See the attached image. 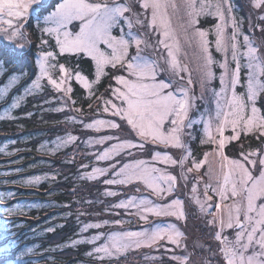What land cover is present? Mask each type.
Wrapping results in <instances>:
<instances>
[{
    "label": "snow or ice",
    "instance_id": "snow-or-ice-1",
    "mask_svg": "<svg viewBox=\"0 0 264 264\" xmlns=\"http://www.w3.org/2000/svg\"><path fill=\"white\" fill-rule=\"evenodd\" d=\"M251 2L255 8H264V0H251ZM138 3L144 10L143 15L146 18L150 10L151 16L146 21V27L150 31L159 33L158 43L167 51V56L161 54L159 59L164 61L166 68L160 67L157 61L149 60L143 55L141 45L144 44L145 47L152 45L144 41L141 35L131 31L133 19L125 14L132 13L136 17V24L144 25L145 22L139 19L141 13H134L132 5L124 0H61L54 11L44 15L42 19V12L50 7L46 0H0V33H3L0 39L13 42L18 38L26 40L27 33L24 29L31 16L37 21V28L42 36L55 38L61 54L84 53L95 62V81L90 82L79 71L75 72V79L85 89H90L92 83L99 82L106 65H111L114 69L119 67L126 72L127 76L113 77L116 84L121 86L111 89L112 95L120 101L119 104L113 103L111 99L104 100L102 96L97 99L103 101L105 112H110L112 116H117L121 121L126 122L139 138L140 143H134L131 138L120 140L96 154V160H111L114 156H120L126 149L144 150L145 144L149 143L164 148L181 149L187 155H182L179 161L160 151L154 152L152 160L171 165L178 163L182 170L181 178L185 181L188 177L183 169L185 161L191 158V153L183 138L191 135L186 130L192 129L196 123L195 119L190 118V112L197 108V99H205L207 86L215 78L213 67L218 64L222 70L219 75L220 88L219 91L211 89L215 98L214 115L211 112L201 113L204 137L200 142L211 145L212 149L210 152H205L198 162L192 160V167L187 168V172L191 173L193 170L199 172L208 163L209 156L215 159L217 167L215 170L209 167L208 172L196 178L199 183L203 180V175H207L209 182L203 185V199L197 194V185L193 184L192 199L199 205L200 211L206 218L211 217L206 219V223L215 229L214 239L219 242L217 250L213 252L217 264H264V154H258L255 150L246 154L242 151L240 155L243 159L229 158L225 154L226 141H235L242 133L245 136L255 133L258 138H264V111H262L264 110V56L259 54L258 48L247 35L243 36L245 50L241 51L240 22L233 16L230 0H183L188 17L184 40L188 46L195 43L198 50L196 71L199 74L201 93L197 97L192 90L194 81L191 70L188 64L178 59L182 49L175 39L168 14L169 8L173 12L177 11L175 0H138ZM209 15L214 16L218 21L213 30L214 41L208 39L209 31L196 27L198 17ZM260 19L264 20V16ZM124 25L128 28L127 32L122 30L120 35H113L114 28H122ZM229 27L230 35L226 32ZM260 30L264 33V28ZM40 43L44 45L48 41L41 39ZM213 43L216 52L224 55L222 62L213 58L210 51ZM101 45L104 47L102 48ZM133 45L136 48L134 54L130 53ZM17 47L23 49L24 45L19 44ZM242 57L246 61L243 65ZM54 59L55 55L52 51L39 53L36 60L39 75L25 91L31 94L33 89H42L41 80L46 78L48 85H51L54 91L63 93L64 97L71 100L70 93L73 89L68 85V81L72 78L73 72L60 64V76L58 79L53 78L51 72L56 65L49 61ZM231 63H234V68L230 67ZM242 67L247 69L243 84H241ZM158 71H168L173 79L168 82L158 81ZM16 79L15 76L10 77L9 84L4 87V93L16 82ZM238 85L244 87L243 93L237 91ZM19 99L14 100L11 108L19 106ZM72 103L74 104L75 101ZM55 110L63 111V107ZM76 111L79 112L80 109ZM3 118L5 117H0ZM7 118L12 117L7 116ZM84 127L99 132L104 127L117 129L121 125L112 120L97 119L85 124ZM228 127H231L233 134L225 137L224 132ZM76 139L77 137L69 134L65 139L57 142V148L67 146ZM112 139L113 136H101L95 140L90 138L87 143L104 144L105 141ZM128 155L132 153L129 151ZM115 167V164L110 165L114 170L113 175L120 178L104 179V184L127 185L139 181L162 202L156 203L147 197L132 196L112 207L124 208L126 211L135 208V214L145 223H149V215L157 218L175 217L177 220L185 218L181 199L163 202L165 196L170 197L175 192L176 176L147 165L144 160L124 163L119 171H115ZM107 172L106 168L94 167L86 177L89 180H98ZM213 177L214 184L211 182ZM39 181L40 177H35L25 181V184L32 185ZM137 191L140 189L137 188ZM116 194L106 193L109 196ZM122 223L121 220L115 221L117 225ZM100 227L102 225L99 223L84 224L81 232ZM182 236L183 233L175 224L156 223L141 231L111 232L107 235L105 243L95 246L87 255L95 256L103 264L105 258L111 260L113 256L118 257L133 247H161L159 242L165 239L179 247ZM100 238V234H97L92 238L75 240L71 243L73 246L79 243L95 244ZM31 252V248L18 249L14 240L7 244L0 243V264H28L24 257ZM172 259L177 260L178 264H187L189 258L173 256Z\"/></svg>",
    "mask_w": 264,
    "mask_h": 264
},
{
    "label": "rangeland",
    "instance_id": "rangeland-1",
    "mask_svg": "<svg viewBox=\"0 0 264 264\" xmlns=\"http://www.w3.org/2000/svg\"><path fill=\"white\" fill-rule=\"evenodd\" d=\"M237 1L230 0V3L233 9L234 18L238 22H240V30L242 33L239 37L241 51L243 52L245 50L243 47V36L247 35L253 41L254 46L258 48L259 54L264 56V33H262L260 30L261 28H264V20L260 19L261 16H264V8L258 9L253 7L251 0ZM46 2L50 5V7H47L46 10L42 12L41 19L44 15H47L49 12L54 11L57 3L61 2V0H46ZM124 2L130 3L132 5L134 13H141L139 19L145 22L144 25L136 24V17L133 16L132 13L125 14L126 16H131V18L133 19V28L131 29V31L133 33H136L137 35H141V38L144 41H147L149 45H152L149 47H145L144 44L141 45L143 49V55L149 60L157 61L160 67L166 68L167 65L164 63V61L159 59V56L161 54H163L165 57L167 56V51L158 43V39L160 38L159 33L150 31L146 27V21L147 19H150L151 16L150 10L146 18L145 15H143L144 10L139 7L138 0H124ZM175 3L178 6L177 11L173 12V10L169 8L168 14L170 17L172 29L174 30L175 39L179 42L182 49L178 55V59L182 63L188 64L191 70L192 79L194 81L192 85L193 94L199 97L201 88L199 83V74L196 71L198 63V50L195 43H193L191 46H188V44L185 43V26L188 17L183 5V0H175ZM217 22L218 21L214 16H201L198 17V23L196 27L202 30L209 31L208 39L214 41L215 36L213 34V30ZM74 23L78 24V22ZM250 25L252 27H250ZM69 27L71 28V26ZM76 30H78V28ZM122 30L124 32H127V26L124 25L122 28H114L113 35H120ZM24 31L27 33L26 40H21L18 38L13 42L0 39V50H3L7 52L9 56L14 57V64L17 65L19 69H22V71L20 72L13 71V73L8 74L5 81L0 85V103L9 96L14 88H16L27 78V83L25 82V85H23L17 92H15L11 96L9 103L0 109V117H5L3 119H0V122L10 120L9 118H7V116H11V119L15 118V111L23 106L28 99H32L36 96H44L43 103L39 106V110L44 113H40V115L46 116L48 118L47 122L49 123V126L46 128V130L47 132H49V134L43 137L40 143L37 145V151L42 154H47L50 157L57 156L60 153L64 154V156L61 158L62 161L64 160L63 166L59 168L57 167L54 172L37 173L26 176L24 177V179L20 178V183L26 185L25 181L35 177H40L39 183L26 185L39 187L41 184H53L56 180L62 178L63 180H69L68 183L74 187L70 190V193L73 192V197L75 198L74 205L70 207H67L68 205L64 204L58 205L55 202L25 200L16 202L12 205L0 207V212L4 213L7 217H15L19 219L31 214L38 215V213L48 207L63 206V208H61V212L54 214L49 219H47V221H45L44 224L47 223L46 227L30 233V236L26 239L43 237L47 233H50L57 228H62L64 225L70 223V220H73V222H71L72 227L70 228H73L74 232L70 235L72 230L71 229L69 232H67V234H65L68 238L66 239V236H64V239H66L64 243L58 244V246L56 247H45L44 250H40L41 244L39 243L28 244L22 247V249L31 248L32 252L27 253L25 257L31 255L38 256L42 252L47 253L55 249L63 251L67 248H71L79 249L84 258L83 261H76L74 264H101V262L96 259L95 256H89L87 255V253L92 252L95 246H99L105 243L107 235L111 232H135L147 229L151 224L172 223L176 225L180 232L183 233V236L181 237V246L178 247L175 244L169 243L165 239L159 242L162 245L161 247H133L128 249L125 253L119 255L118 257L113 256L111 260L105 258L103 264H178L177 260L172 259L173 256H187L189 258L187 264H206V261L208 262V264H217L216 258L213 257V252L217 250L219 242L214 239L215 229H213L206 223V219H210L211 217H205L204 213L200 211L199 205H197L192 199L191 194L192 185L196 184L198 189L197 194L201 199H203V185L204 183L209 182V177L207 175H203V180L199 183L197 182L196 178L200 177L203 173L208 172L209 167L215 170L217 164L215 159L212 156H209L208 163L205 164L199 172L193 170L191 173H188L187 168L192 167V160H196L198 162L203 158V154L205 152H210L212 149L211 145L201 144L200 142L201 138L204 137L201 113L207 114L211 112L214 115L215 104L213 101L215 98L212 96L211 89L219 91L220 88L219 75L222 70L219 68L218 64L213 67L215 78L207 86L208 91L205 92V99H197V108L190 112V118L195 119L196 123L192 129L186 130L187 132L191 133V135L185 136L183 138L191 153V158L185 161V166L183 169L185 175H187L188 177V180L185 181L181 178L180 174L182 170L178 163L176 165H171L152 160V155L154 154V152L160 151L162 154L167 153L168 155L172 156L173 159L179 161L182 155H187V153L181 149L171 147L164 148L163 146L153 145L149 143L145 144L144 150H140L138 148L126 149L121 153L120 156H114L111 160H96V154L103 152L105 148L110 147L112 144L118 143L120 140L131 138L134 143H140L139 138L134 132L131 131L126 122L121 121L117 116H112L110 112H105L103 101L97 99L98 97L102 96L104 100L111 99L113 103L119 104L120 101L115 99V97L112 95L111 89L119 88L121 86L116 84L113 77L115 75L127 76V73L121 70L119 67L114 69L111 65H106L99 82L92 83L90 89H85L75 79V72L79 70L77 68H70L68 65L63 64L66 68L72 70L73 72V76L68 81V85L71 86L73 90V84L77 85L81 90H83V103H85V100L87 101L90 99V101L87 103L88 106L91 105L90 112L83 110L80 107V104L76 103L75 99L73 98V91L72 93H70L71 100H68L67 97L63 96V93L54 91L52 86L48 85L46 78L41 80V84L43 85L42 89H33L31 94H28L25 90L31 87L32 82L39 75V68L36 64V60L38 59L39 53L42 51H52L54 53L55 59L50 60L49 62L56 65V68L51 72L53 78L56 79H58L60 76L59 65L62 64L61 59L64 56L84 57L88 59L92 64L93 77L88 78L82 72H79L90 82L95 81L96 66L95 62L92 61L91 58L86 56L84 53L61 54L59 48L56 46L55 38L48 35L42 36L41 32L37 28V21L31 16L29 17ZM226 32L230 35L231 28H227ZM190 34L191 30L189 29V35ZM2 36L3 33H0V37ZM41 39L47 40L48 43L42 45L40 43ZM19 44H23L24 48L21 49L17 47V45ZM101 47L103 48L104 46L101 45ZM135 51L136 48L135 45H133L130 49V53L134 54ZM210 51L212 52L213 58L216 61L222 62L224 60V55L222 53L216 52L214 43ZM228 58L229 60L231 58L230 52L228 54ZM241 63L242 65L246 63L243 57L241 58ZM25 66L26 68H28V71L25 70ZM230 67L234 68V63H231ZM5 72L6 68L3 65V62L0 61V73H2L0 74V78ZM246 72L247 69L242 67L241 84L244 83ZM108 74H110V77H108ZM184 75L187 77L186 73ZM12 76L17 77L16 82L11 84L8 87L7 92L4 93V87L9 84V79ZM105 78L109 80H107L108 82L103 87V89L100 90L101 87L99 88V91L97 89L98 85L101 84ZM172 79L173 78L168 71H158L157 73L158 81L164 80L165 82H168ZM237 91L243 93L245 89L244 87L238 85ZM20 97H23V99H19ZM16 99H19V106L17 108H11V104ZM36 99L37 98H33L32 100L35 101ZM72 101H75V103L73 104ZM43 107L45 108L43 109ZM61 107H63V111L55 110ZM110 107L111 106L109 105V108ZM76 109H80V111L77 112ZM25 117L30 120L32 119L31 114L25 113ZM70 117L72 119H69ZM97 119L112 120L113 122L120 124L121 127L117 129L104 127L99 132L84 127L85 124L91 123L93 120ZM35 130L36 132L38 131L37 129ZM43 133L46 132H39L35 135L34 138L39 136L41 137ZM69 134L77 137V139L67 146H61L57 148V142L65 139ZM232 134L233 133L231 127L225 129V137H229ZM101 136H113L114 139L105 141L104 144L89 145L87 143L90 138L95 140L100 138ZM248 136L258 138L257 134L255 133H250L247 136L242 133L237 140L226 141L225 154L229 158L233 159H243L240 155L242 151L246 154L249 151L255 150L258 152V154H264V144H261V147L258 149H249V147L242 148L243 143L247 140H243L241 138ZM14 143L15 142L4 143V145L0 146V152L4 154L9 153V146L13 145ZM129 151L132 153V155H128ZM196 152H198V154ZM251 158L256 159V157ZM134 160H144L147 165L155 166L177 177L175 192L170 197L165 196L163 202H168L170 201V199H181L183 202V211L185 213L184 219L177 220L175 217L157 218L149 215V223H145L144 221L140 220L138 215L135 214V208H129L126 211L124 208L112 207V205L118 204L121 200H127L132 196L147 197L148 199H151L156 203L162 202L151 193L150 189H146L144 185L139 181H135L127 185H106L103 183L104 179L120 178L113 175L114 170L110 168V165L115 164V171H119L124 163H131ZM44 164L49 163L45 161L37 162L35 168ZM94 167L106 168L108 169V172L105 176H101L98 180H89L87 179L86 174L91 173ZM211 182L213 184L215 183L214 177ZM137 188H139L140 191H137ZM107 192H115L117 194L115 196H109L106 195ZM8 196L9 194L0 193V200H6L8 199ZM116 220H121L123 221V223L117 225L115 224ZM105 221H107V223H104ZM50 222L53 223L51 224ZM88 223H99L102 225V227L90 228L86 232H81L82 226ZM22 225H24L23 222H16L14 224V229L17 231ZM50 228L53 230L49 231L48 229ZM97 234H100L101 238L95 241V244L79 243L73 246L71 243L75 240H85L92 238ZM51 257L52 256L50 255L46 256V258L49 260L52 259ZM34 261L35 260H33V262Z\"/></svg>",
    "mask_w": 264,
    "mask_h": 264
},
{
    "label": "trees",
    "instance_id": "trees-1",
    "mask_svg": "<svg viewBox=\"0 0 264 264\" xmlns=\"http://www.w3.org/2000/svg\"><path fill=\"white\" fill-rule=\"evenodd\" d=\"M0 61L3 62L6 68V72L0 78V85L5 81L8 74L13 73V71H22V69H19L18 66L14 64V57L9 56L7 52L3 50H0ZM61 62L62 64L68 65L70 68H77L88 78L93 77L92 64L84 57L64 56ZM25 70L28 71L26 66ZM108 75V77H110V74ZM107 80L109 79L105 78L102 83L98 85L97 89L99 90L100 87V90L103 89L108 82ZM26 81L27 78L11 91L9 96L0 103V109L9 103L11 96L25 85ZM73 85V98L76 103L80 104L83 110L90 112L91 109L87 105L90 99L84 101L86 104L83 103V90L77 85ZM43 97V95L33 97L37 98L35 101L32 100L33 98L28 99L23 106L15 111V118L0 122V146L4 145L6 142H15L13 145L9 146V153L4 154L0 152V193L9 194L8 199L0 200V207L12 205L23 200L55 202L58 205H68L67 207L75 203V198L73 197L74 193H70V190L74 187L68 183L69 180L60 178L53 184H41L39 187L26 186L20 183V178L24 179L26 176L37 173L54 172L57 167L63 166L64 160L62 161L61 158L64 154L60 153L57 156L50 157L47 154H42L37 151V145L43 137L49 134L46 130L49 126L47 122L48 118L40 115L42 111L39 110V106L43 103ZM44 108L45 107H43V109ZM25 113L31 114L32 119L26 118ZM35 129L38 131L36 132ZM39 132L46 133H43V135L41 134V137L34 138ZM241 139L247 140L243 143L242 148L249 147V149H258L261 147V144H264V142H262L264 138L248 136L242 137ZM196 153L198 154V152ZM41 161L48 162L49 164L40 165L35 168L36 163ZM61 208H63V206L48 207L38 213V215L31 214L19 219L7 217L4 213L0 212V243L7 244L9 241L14 240L18 249H22V247L28 244L39 243L41 244L40 250H44L45 247H56L58 244L64 243L68 238L65 234L71 229L70 235L74 232V229L70 228L72 227L71 222H73V220H70V223L64 225L62 228H57L43 237L26 239L30 236V233L46 227L47 223L44 224L45 221L54 214L61 212ZM20 221L23 222L24 225L16 231L14 229V224ZM50 223L52 224L53 222ZM64 236H66V239H64ZM59 251V249H55L47 253L42 252L38 256H27L24 259L28 264H74L76 261H83L84 259L79 249L67 248L63 251ZM47 255L52 256V259H47ZM33 260L35 261L33 262Z\"/></svg>",
    "mask_w": 264,
    "mask_h": 264
}]
</instances>
